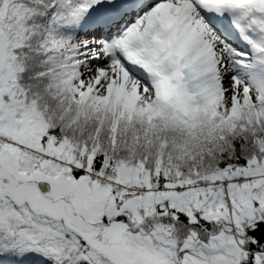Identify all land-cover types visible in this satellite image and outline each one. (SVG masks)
Here are the masks:
<instances>
[{"label": "snow or ice", "instance_id": "snow-or-ice-1", "mask_svg": "<svg viewBox=\"0 0 264 264\" xmlns=\"http://www.w3.org/2000/svg\"><path fill=\"white\" fill-rule=\"evenodd\" d=\"M0 264H264V0H0Z\"/></svg>", "mask_w": 264, "mask_h": 264}]
</instances>
